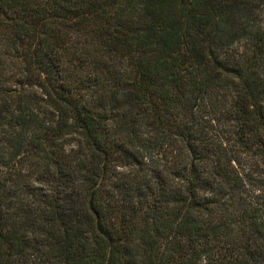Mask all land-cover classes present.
Segmentation results:
<instances>
[{
	"label": "trees",
	"instance_id": "obj_1",
	"mask_svg": "<svg viewBox=\"0 0 264 264\" xmlns=\"http://www.w3.org/2000/svg\"><path fill=\"white\" fill-rule=\"evenodd\" d=\"M0 264H264V0H0Z\"/></svg>",
	"mask_w": 264,
	"mask_h": 264
}]
</instances>
